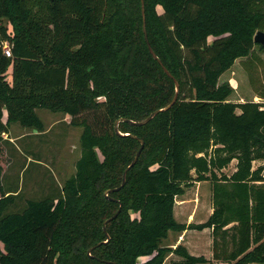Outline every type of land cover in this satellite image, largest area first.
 I'll return each instance as SVG.
<instances>
[{
	"label": "trees",
	"instance_id": "trees-1",
	"mask_svg": "<svg viewBox=\"0 0 264 264\" xmlns=\"http://www.w3.org/2000/svg\"><path fill=\"white\" fill-rule=\"evenodd\" d=\"M143 1L148 41L179 92L144 125L119 121V135L118 119L143 120L175 93L148 50L141 0H0V264H163L170 252L178 264L204 263L163 240L205 227L215 259L264 263V164L252 169L264 160V91L255 90L261 101L237 102L229 80L220 81L236 59L259 58L255 46L264 52L253 40L264 32V0ZM37 108L81 128L80 155L57 197L12 212L19 191L2 184L4 134L13 123L43 131ZM131 135L143 148L125 184L105 195L140 147ZM204 180L212 214L178 222L176 197ZM118 210L104 242V221Z\"/></svg>",
	"mask_w": 264,
	"mask_h": 264
},
{
	"label": "rangeland",
	"instance_id": "rangeland-1",
	"mask_svg": "<svg viewBox=\"0 0 264 264\" xmlns=\"http://www.w3.org/2000/svg\"><path fill=\"white\" fill-rule=\"evenodd\" d=\"M254 49L259 58H238L221 76L220 81L228 79L234 88L231 96L234 101H261L255 90L264 91V52L258 46ZM36 113L44 123L43 131L14 123L7 135L12 136L13 142L6 143L8 163L2 184L6 190L19 191L9 208L12 212L22 211L27 199H41L48 195L57 197L64 181L74 173L75 161L80 155V127L72 126L68 116L60 112L37 108ZM231 170L230 163L225 172L229 174ZM182 195L175 200L177 215H181L178 206Z\"/></svg>",
	"mask_w": 264,
	"mask_h": 264
},
{
	"label": "crops",
	"instance_id": "crops-1",
	"mask_svg": "<svg viewBox=\"0 0 264 264\" xmlns=\"http://www.w3.org/2000/svg\"><path fill=\"white\" fill-rule=\"evenodd\" d=\"M67 118H69V116ZM13 126L14 123L11 124L9 132L4 134V137L8 142H13L12 136L7 137V135L10 133L11 127ZM236 162V159H233L230 162L232 164V170L229 174L225 172L226 168L222 169V171L227 175H230L236 169ZM256 162L257 165H255ZM262 164H264V160H254L252 169ZM262 174L264 176V171ZM189 191L184 192L182 195L183 197L179 201L180 205L178 206V210L181 212V215L176 214V209L174 206V217L178 222L184 223L186 225L203 223L213 212L211 183L209 180L194 182V184L189 187ZM180 216L181 219H179ZM232 225H234L233 222L228 224L225 228H229ZM228 239L229 236L227 237V240ZM212 243V227H205L203 229L185 228L182 231H169L167 237L163 240V245L172 249H174L177 245H182L186 248L188 253L193 256H202L208 262L213 264H228V262L214 258ZM229 249L230 244H226V250L228 251ZM145 259V256L139 258V260ZM180 260V256L170 252L164 259L163 264H178Z\"/></svg>",
	"mask_w": 264,
	"mask_h": 264
},
{
	"label": "water",
	"instance_id": "water-1",
	"mask_svg": "<svg viewBox=\"0 0 264 264\" xmlns=\"http://www.w3.org/2000/svg\"><path fill=\"white\" fill-rule=\"evenodd\" d=\"M141 14H142V22H143V32H144V37H145V41L147 43V47H148V50L150 52V54L152 55V57L154 59H156L158 61V63L161 65V67L163 68V70L165 71V73L171 77L173 80H174V83H175V93L172 97V99L170 100V102L162 107V108H159V109H156L154 110L148 117H146L145 119L143 120H140V121H134V120H130V119H127V118H120L118 119L116 122H115V126H114V130L117 134L119 135H123L119 130H118V123L119 121H126L132 125H144L146 124L148 121H150L156 114L160 113V112H163V111H166L168 110L174 103L175 101L177 100V96H178V92H179V83L178 81L173 77V75L168 71V69L163 65L162 61L158 58V56L156 55V53L154 52V50L152 49L149 41H148V38H147V33H146V22H145V13H144V1L141 0ZM253 40L256 42V43H259L261 45H264V32L263 31H257L254 36H253ZM132 137H135L137 138L139 141H140V147L139 149L137 150V152L135 153L132 161L126 166L124 172H123V177H122V181H121V184L117 187H114V188H110V189H107L105 190L104 194L105 195H108L109 192H112V191H117L119 190L124 184H125V181H126V172L131 168L132 165L135 164V162L137 161L138 159V156L140 154V151L141 149L143 148V140L139 137H136L134 135H131ZM119 212V210L111 217L107 218L105 221H104V225H103V229L105 231V233L107 234V240L104 241V242H107L109 240V235L106 231V228H105V225L108 221L112 220L116 215L117 213ZM100 244V243H99ZM197 264H213L211 262H204V263H197Z\"/></svg>",
	"mask_w": 264,
	"mask_h": 264
},
{
	"label": "built area",
	"instance_id": "built-area-1",
	"mask_svg": "<svg viewBox=\"0 0 264 264\" xmlns=\"http://www.w3.org/2000/svg\"><path fill=\"white\" fill-rule=\"evenodd\" d=\"M10 48L11 45L8 43V41L2 42V50L6 56H10Z\"/></svg>",
	"mask_w": 264,
	"mask_h": 264
}]
</instances>
